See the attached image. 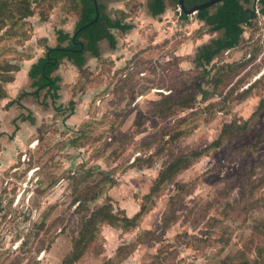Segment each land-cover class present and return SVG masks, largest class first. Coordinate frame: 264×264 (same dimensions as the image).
Returning a JSON list of instances; mask_svg holds the SVG:
<instances>
[{"label":"rangeland","instance_id":"1","mask_svg":"<svg viewBox=\"0 0 264 264\" xmlns=\"http://www.w3.org/2000/svg\"><path fill=\"white\" fill-rule=\"evenodd\" d=\"M66 1L51 10L42 4L28 19L25 51L36 48L40 12L49 33L79 19ZM102 3L113 18L121 11L117 17L133 30L115 34L114 58L103 42L106 62L92 59L81 70L62 65L56 104L69 108L73 101V114L56 113L50 99L45 108L32 96L21 98L30 92L25 76L19 88L6 86L0 264H63L92 214L108 206L133 218L143 205L135 228L95 221L98 235L76 264H264V112L248 130L238 128L264 97V44L258 49L254 42L263 33L246 34L240 50L216 58L206 76L195 53L221 33L180 21L177 7L154 18L149 0ZM253 83V93L240 100ZM179 157L183 168L159 184Z\"/></svg>","mask_w":264,"mask_h":264},{"label":"trees","instance_id":"2","mask_svg":"<svg viewBox=\"0 0 264 264\" xmlns=\"http://www.w3.org/2000/svg\"><path fill=\"white\" fill-rule=\"evenodd\" d=\"M60 1L62 0H0V103L9 98L6 86L15 81V75L21 70L22 63L32 59V55L27 53L24 50L25 46H23L30 40L27 26L28 19L36 15V10L42 4L45 5L47 3L48 8L51 10L53 8L52 4L56 5ZM97 1L99 3L100 17L96 23L90 26L88 25L96 18V8L93 0H69L65 2L71 5L69 9L70 14L74 13V11L79 13V20L75 30L72 34L66 33L64 30H56L58 45L54 48L44 45V57L37 64L33 65L29 71L33 91L24 92L21 98L32 96L38 101H42L41 105L45 108L49 105L44 102L50 99L56 113L66 114L67 111H70V115L73 114L75 109L73 101L69 103V108L57 106L56 104L61 99V95L59 94L61 91V79L57 76V73L62 65L68 61L74 63L78 69H83L87 62L85 57L87 52L91 53L99 62H106L107 60L100 56L99 43L106 40L110 47L115 49L117 41L112 32L116 31L125 34L133 30L132 25L123 22L121 18L117 17L120 14L122 15L121 11L113 18L105 12V7L102 4L105 0ZM208 1L210 0H185V7L191 9ZM174 2L177 6L178 0H174ZM148 7L154 18L162 16L166 11L165 0H149ZM258 10L259 12L256 13L251 0H225L209 9L201 10L193 18L179 13V19L182 22L197 20L203 23V27L208 28L210 34L221 33L219 38L212 39L210 42L203 44L195 53L194 62L197 67L203 68L206 76L211 74L207 68L216 58L225 53L230 54L240 50L246 34L253 36V33L256 31L263 33L262 39L254 41L258 49L263 46L264 0L259 2ZM66 13H69V11ZM39 14L42 19L41 21L46 22L47 17L45 14L43 12ZM39 43L46 44V39H41ZM7 46L13 47L7 48ZM10 53L17 55L18 59L1 60ZM252 58L253 56L250 54L247 61H250ZM255 83L243 91L240 100L246 99L253 93L256 87ZM43 92L45 93L43 94ZM215 92L216 89L212 93L205 92L203 100H208L209 97L216 94ZM16 102L17 100L14 101V103ZM11 104H13L12 101L8 106H11ZM263 112L264 97L261 99L258 110L253 114L251 119L246 121L247 123L244 125L240 123L241 125L238 128L248 130L250 124L254 123ZM20 120L26 122L30 120V117L22 115ZM260 140L261 136L259 137ZM221 145V140L213 144L218 149ZM199 156L197 155V157ZM182 160V157H179V159L170 163L167 171L160 175L158 183L161 185L171 183L179 173V168L182 167ZM158 192L160 191H156L155 193ZM151 194H153V189L149 195L151 196ZM107 207H103L92 214L90 222L82 225L80 237L74 241L73 248L66 256L63 264H76L83 258L88 250V246L91 242H94L98 235L96 222H106L112 226L120 225L126 230L132 229L141 221L145 211L143 205L142 210L133 218L127 216L119 217L118 215L109 213L107 209L111 207Z\"/></svg>","mask_w":264,"mask_h":264},{"label":"crops","instance_id":"3","mask_svg":"<svg viewBox=\"0 0 264 264\" xmlns=\"http://www.w3.org/2000/svg\"><path fill=\"white\" fill-rule=\"evenodd\" d=\"M105 1H107V0H105ZM105 1H103V2H105ZM171 1L172 0H165V6H166L165 13H167V14L174 13L175 10H176V7H177L176 5H175V7H173L172 4H171ZM102 4L104 5V7H107V5L105 3H102ZM117 8L121 9V6H118ZM78 20L79 19H77L76 22L75 21L72 22V24L69 23L66 26H63L62 28H57L56 30H64V32L72 34L74 32V30H75V27H76V24H77ZM191 21L198 23L199 26H203V23H201V22H199L197 20L196 21L191 20ZM33 25L35 27L34 28V32H35L34 33L35 34L34 37L35 38H34V41H32V42H36V48H35L34 51H31L30 47H29V49L26 50V52H28L30 55H32V59L22 63L21 70L15 75V81L13 83V84H16V85L18 84V88H19V85L21 84L20 78L25 76V81H26V84H28L29 87H30L29 88L30 92L33 91V89L31 88L32 80L29 78V71H30V69L32 68L33 65L37 64L38 61L41 58L44 57V54H45L44 45H47V46L53 47V48L58 45V40H57V35H56V30L55 29H53V31L51 33H49L48 29L46 27L47 23L40 22V20H38V22H35V19H34ZM112 33L115 35L117 32L113 31ZM41 39H46V44L45 43L44 44H40V43L37 44L36 40H41ZM105 41L106 40H103V41H101L99 43V50H100V56L101 57H102V54H103L102 51H105L107 46H110V45H108L109 44L108 41H106L108 43L107 46L104 45L105 43L103 44V42H105ZM117 50H118L117 46H116L115 49H111V53L108 56H111V57L114 58V53H117ZM85 57H86L87 62L92 61V59L97 60L89 52H87L85 54ZM66 63H72V62L66 61ZM60 71H61V69L58 71L57 76L61 79V82H60V86H61V83H63V81H62V78L59 76V72ZM61 89H63L62 86H61Z\"/></svg>","mask_w":264,"mask_h":264},{"label":"water","instance_id":"4","mask_svg":"<svg viewBox=\"0 0 264 264\" xmlns=\"http://www.w3.org/2000/svg\"><path fill=\"white\" fill-rule=\"evenodd\" d=\"M94 1V5L96 8V18L94 19V21L92 23H90L88 26L96 23L100 17V11H99V3L97 0H93ZM225 0H210L202 5H198V6H194L191 9H187L185 7V0H178V4H177V8L179 10V12L181 14H184L185 16H188L190 18H193L194 16H196V14L198 12H200L201 10H205V9H209L219 3H222ZM254 4L255 9L258 8V4L261 0H251Z\"/></svg>","mask_w":264,"mask_h":264},{"label":"built area","instance_id":"5","mask_svg":"<svg viewBox=\"0 0 264 264\" xmlns=\"http://www.w3.org/2000/svg\"><path fill=\"white\" fill-rule=\"evenodd\" d=\"M259 12V10H258V8L256 9V13H258Z\"/></svg>","mask_w":264,"mask_h":264},{"label":"flooded vegetation","instance_id":"6","mask_svg":"<svg viewBox=\"0 0 264 264\" xmlns=\"http://www.w3.org/2000/svg\"><path fill=\"white\" fill-rule=\"evenodd\" d=\"M181 14V13H180Z\"/></svg>","mask_w":264,"mask_h":264}]
</instances>
